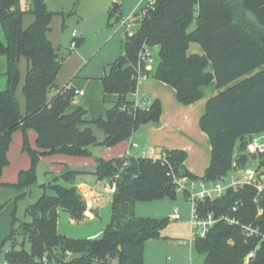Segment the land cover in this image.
Instances as JSON below:
<instances>
[{"label": "trees", "instance_id": "16d2710c", "mask_svg": "<svg viewBox=\"0 0 264 264\" xmlns=\"http://www.w3.org/2000/svg\"><path fill=\"white\" fill-rule=\"evenodd\" d=\"M117 13L118 9L111 10L109 19ZM26 14L33 21L23 27ZM55 15L46 9L45 0H29L27 11L21 9L19 0H0V57L4 59L5 78V88L0 91V179L9 164L7 152L17 130L22 135L21 150L30 160L29 168L18 173L15 183L0 180V211L13 196L16 202L36 185L41 157L60 154L91 158L99 180L111 182L119 175L114 180L110 219L97 240L71 239L58 233L60 210L73 221H81L87 210L84 198L73 185L79 172L66 170L49 185L52 194H42L26 209L31 221L20 223L18 235L27 240L29 250H24L22 242L21 249L15 251L13 214L10 234L0 249L11 240L4 254L8 264H32L43 256L62 264L66 252L74 256L66 264H143L144 243L161 238L169 218L137 217L134 206L164 198L175 200V184L168 176L171 171L177 177L197 179L184 166L186 153L163 150V159L103 160L93 152L128 141L141 118L159 124L158 100L146 110L127 100L136 92L139 55L147 48L154 60L151 69L142 65L141 72L173 88L181 105L194 104L202 96L200 87L215 84L217 91L206 100L198 120L210 145L209 163L201 179L213 183L226 176L234 162L244 165L249 137L264 133V0H155L145 15L132 19L137 25L135 33L126 32L123 55L100 78L103 93L117 95L116 102L105 105L104 117L91 121L85 120L82 107L67 112L74 96L72 89L64 88L69 100L62 96L64 89L54 92L63 65L58 48L48 39ZM191 43L198 44L203 54L188 55ZM21 60L26 63L22 82ZM208 65L209 72L205 70ZM20 83L23 109L16 97ZM91 126L102 131V140L96 139ZM28 130L35 133L34 148L29 145ZM59 180L69 186L58 184ZM6 191L13 195L3 196ZM255 195L250 188L230 190L221 199L201 203L199 209L201 213L219 215L241 202L233 215L264 233V216H256ZM255 244V239L245 241L238 227L217 224L192 248L203 257L202 264H241ZM251 264H264V244Z\"/></svg>", "mask_w": 264, "mask_h": 264}, {"label": "rangeland", "instance_id": "374dc122", "mask_svg": "<svg viewBox=\"0 0 264 264\" xmlns=\"http://www.w3.org/2000/svg\"><path fill=\"white\" fill-rule=\"evenodd\" d=\"M66 0H47V9L48 10H56L60 9L61 4L62 8L65 7ZM78 0H76L77 2ZM136 0H113L111 4V9H113L115 4H121L120 8H127L128 10L134 7ZM148 2V0H147ZM21 9L23 11H27V4L25 0H20ZM138 4V3H137ZM146 4V3H145ZM81 8L87 10L88 5L85 3L80 4ZM76 8V6H75ZM69 9H65L64 13L66 14L63 18L64 27L63 31L70 34L71 31H75V33H79V27L76 26V16L75 13H70L67 15ZM136 13H132V15H125L120 20V23L115 25H111L110 27H104L103 22H99V20H89L87 26V33L85 44L82 49L78 53V57L76 58L77 51L70 50L66 51L67 46L69 44L66 36H63V40L61 42L60 53L65 54L67 59L63 63V67L58 75L57 81H63L65 78H69V76L78 75V77L73 78L71 80V84L76 88H80L83 90L85 96L77 97L76 100L80 101L84 104L91 103V114L94 117L99 115L104 116V110L106 106L102 103H97L95 101L101 100L102 98V89L100 81L96 80L100 74L107 72V65L111 62H114L121 54L120 43L124 39V34L127 32L131 34L135 28L137 27L135 23L132 22L134 16L135 19H138L140 15V11L137 8ZM122 13V11H121ZM138 13V14H137ZM129 14V13H128ZM128 16V17H127ZM129 20V26L125 25L124 22ZM33 21V17L30 15H25L23 19V27H27ZM62 22V18H58L51 23L52 27V38L56 35H59L60 24ZM193 26L191 27V29ZM77 38V37H76ZM190 45H195L200 47L196 43H191ZM189 50V48H188ZM190 52V51H188ZM155 53V51H154ZM148 68H152L151 65H145ZM4 68V59L0 57V91L5 88V78L2 76ZM19 71L21 74V81L26 71V65L24 60L21 61L19 65ZM104 75V74H103ZM70 77V78H71ZM155 79L149 76H140L138 78L137 89L136 92L132 94L133 99L137 104L141 107H149V105L154 101V97L156 96L157 90L153 87V83H156ZM159 82V81H158ZM162 83V82H161ZM164 84V83H163ZM212 84V85H211ZM21 83L16 91V97L18 102L20 103L21 109L24 105L23 96L20 91ZM166 85V84H165ZM167 87H170L167 85ZM202 87H212V93L210 95L203 94L199 100H197L194 104L202 105L204 112V104L205 101L213 96L216 93V87L214 83H209ZM201 91V90H200ZM202 93V92H201ZM135 104V102H134ZM182 107H187L183 106ZM188 109V108H187ZM202 112V113H203ZM186 115H188L186 113ZM199 117H196L192 120V129L188 130L186 133V138L189 143L192 145L199 146V150L197 155L194 153L187 154L188 164L190 165L191 173L195 176H202V167L206 164V160L209 156V141L207 136L200 130L198 124ZM190 122V121H189ZM151 126H156L153 122H150ZM168 129L170 139L178 138V125H173L172 123H168ZM189 129V128H188ZM177 132V133H176ZM21 136L20 140L22 141V135L19 130L15 131L12 134V140L9 146V150L13 152L15 149V144L17 143V139L14 138V135ZM95 135L97 137L102 136V132L98 129L95 131ZM203 137V140L200 138ZM30 144V139L28 140ZM203 147V148H202ZM164 150H170L168 147L163 146ZM8 150V151H9ZM160 149H158L159 151ZM23 156H25L30 164L29 157L26 153L20 151ZM203 153V154H202ZM17 154V153H16ZM140 154V151H139ZM126 158V157H124ZM39 164V163H38ZM13 166V165H12ZM8 166L4 170L3 177L4 179L10 178L7 173ZM29 167H27L28 169ZM26 170V169H23ZM37 170V168H36ZM3 173V172H2ZM119 175H115L113 180L108 183L114 184V180L118 179ZM56 175H53L55 178ZM17 179V178H16ZM15 179V181H16ZM37 181H41L45 184V189L33 188L26 193V195L17 201L16 204L9 203L7 207H4L0 211V245L1 243L7 239L10 234L11 222H12V214L15 217V221L13 224L15 234L12 239V243L15 244V251H19L21 249V243L23 242L24 250H29V244L26 239L22 238V236L18 235V229L20 223L22 222H30L31 218L26 214V209L33 204L42 194L50 195L52 191L50 190L49 183L51 177L49 174H46L42 170H38L36 174ZM42 188V187H41ZM174 207L176 208L177 215L180 216V219L169 218V215L175 216ZM135 215L137 217L142 218H169V223L167 227L162 231L161 238L159 239H149L144 243V252H143V264H202L203 257L196 253L194 248L189 247L187 245L179 244L180 240L188 239L187 230V220L190 217V203L183 197V195L178 194L175 200H170L168 198H164L161 200H156L152 203L139 202L136 203ZM111 214V211H110ZM110 215L107 220L103 218L86 221L84 223L72 224L69 220V216L66 212L60 210L58 216V233L71 239H86L87 236L97 234V237H92L89 240H97L102 237L103 230L109 223ZM104 221V222H103ZM11 240H6L3 243L2 248L0 249V264H8L5 262L4 254L10 249ZM74 256L71 254L68 257H63L62 262L70 261ZM111 264H114L112 262Z\"/></svg>", "mask_w": 264, "mask_h": 264}, {"label": "crops", "instance_id": "0c3cea01", "mask_svg": "<svg viewBox=\"0 0 264 264\" xmlns=\"http://www.w3.org/2000/svg\"><path fill=\"white\" fill-rule=\"evenodd\" d=\"M25 1L27 4V9H29V0H25ZM112 2H113V0H78L77 2H76V0H66L65 1V3H66L65 7L66 8H62V4H61L60 9H56V10L51 11V10L47 9V0H45L46 9L49 12L57 13V15H55L53 17L52 21H54L58 18H62V22L60 24V29H59V35H56L55 37L52 38V27L50 24V32L48 33V39L52 42L54 47L58 48V54L63 58V63L67 59V56L65 54L60 53V48H59V47H61V42L63 40V36H66V38L69 42L66 51H70L69 45H70V42L72 41L71 33L75 32L73 30L70 32V34H68V33L63 31L64 21H63L62 16L66 15L64 13L65 9H69V11L67 12V15H69L71 12L75 13V16L77 19L76 26L79 27V33L78 34L76 33L77 38L74 39L77 42V47L74 49L75 51H77V53L75 55L77 58L79 51L82 49V47L85 44V39H86L85 35L87 33L86 29H87L89 20H92V21L99 20V22H103L104 27L108 28L113 24H115V25L119 24L120 20H122L123 19L122 17H124L125 15L130 16V15H132L133 12L135 14L136 13L135 11L137 8L141 12L147 4V0H136L134 7L133 8L131 7L129 10L127 8H125V9L122 8V10H121V8H120L121 4L120 5L117 4L118 5L117 6L118 13L115 14V16H113L111 19H109V17H108L109 12L111 10H113V9H111ZM81 3L87 4L88 9L87 10L80 9ZM19 4H20V0H19ZM75 6H76V8H75ZM20 7H21V4H20ZM121 11H122V13H121ZM26 15H29V14H26ZM116 17H119V21L117 23H115ZM132 19H135V17H133ZM132 19H130V20H132ZM128 22H129V20L124 22V24L129 26L130 24ZM136 29H137V27L135 28V30L131 34L135 33ZM125 34H124V39L120 43V50L122 51V54L120 56L123 55V43L125 40ZM188 51H190V52H188ZM188 51H187L188 55H191V54L202 55L203 54L201 48L197 47L195 45H189ZM21 61L19 62V65L21 64ZM24 63H25V60H24ZM111 63H109L107 65L106 74L109 71V65ZM25 65H26V63H25ZM62 67H63V65H62ZM205 70L207 72L211 71V66L208 65ZM59 73H58V75H59ZM103 74L106 75L105 72ZM103 74H100V76H98L95 79L100 81V78L104 76ZM58 75H57L56 82H55V89L56 90L54 92H57L58 90L64 89L65 87H68V89H72V91L74 93V96L71 98L70 107L67 111L68 113L72 112L77 107H82L86 111V115H85L86 121H91V120L97 119L99 117H104L101 115H99L97 117L92 116V114L90 113L91 112V103L90 104H84V103H81L79 100L78 101L76 100L77 97H84L85 96L82 89L76 88V87H74V85L71 84V80L73 78L78 77V75H74L72 77L69 76V78L67 77L63 81H57ZM155 82L156 83H153V87L157 90L158 94H156V96L154 97V100H158L161 104V115H160V119H159V124H157L156 126H151L150 122L141 123L139 125V127L137 128V130L132 134L131 138L128 141L121 142V143H119L115 146L109 147V148L95 149L93 153L95 156L100 157L103 160H111V159H115V158H124L126 151H129L131 157H140L142 151H146L149 148H155L157 150L158 149L164 150L163 146H165V147H168L169 149L171 148L170 150H181V151H184L186 153V159L184 161V166L191 173L192 168H190V165L188 164L187 154H189V153L194 154L195 153L196 156H198L197 152L199 150V146L198 145L194 146V145H192V143H189L187 138H186V133L188 130H191L193 127L192 126V120H194L196 117L200 118L202 116V114L204 113L203 112V106L198 104L196 107V104H192V105H189L187 107H182V105L176 99L175 91L173 88L167 87V85H165L161 82H158V81H155ZM211 83H214V82H211ZM19 89H21V87ZM101 89H102V87H101ZM200 90L202 92L201 93L202 95L203 94L210 95L212 93V87H200ZM80 91L82 92L81 95H79L77 93ZM63 92H67V90L64 89ZM117 98L118 97L115 94H104L102 91L101 100H98L95 102L99 103L101 101L100 103H102V105L104 104V105L110 106L111 104L116 102ZM127 100L132 102V103L136 102L133 99L132 94H129L127 96ZM23 102H24V99H23ZM205 103H206V101H205ZM19 105H20V103H19ZM22 107L24 108V105ZM204 107H205V104H204ZM186 113L188 115H186ZM104 115H105V110H104ZM168 123H172L173 125H178L179 128L177 129L178 130L177 140L176 139L173 140V139L169 138V135L167 134V133H169L168 132L169 129L167 127ZM91 129L93 131L94 136L96 137V139L98 141H100L104 138L103 133H102V136H99V137H97L95 135V131L98 130L97 128L91 126ZM27 137H28V140L30 139L29 145L32 148H34L35 138H36L35 133L32 130H28L27 131ZM14 138L17 139V143L15 144L16 147L13 150V152L9 149H8L9 151L7 152V159L9 161L8 166H11V167H9V169H7V171L9 172L7 174L9 175L10 178L6 177L4 179V177H3L4 170L6 168L5 167L2 171L3 173L1 174V179H0L1 182L5 183V184L15 183L17 181L16 178L18 177V173L23 169H27V167H29V165H30L28 163L27 159H25L26 157L23 156L22 153L20 152V151H22L21 150L22 141L20 140L21 136L19 137V135L15 134ZM200 138L203 140V137H200ZM11 140H12V138H11ZM133 143L136 144L137 147H135V148L132 147L131 144H133ZM10 148H11V146H10ZM139 151H140V154H139ZM209 157H210V145H209L208 159L206 160V164L202 167V170H201L202 176L199 177V176L194 175L197 179H201L203 177L204 171H205V169L209 163ZM94 167H95V164L91 158L56 154V155H50V156H43L39 159V164L37 165L36 174H37L38 170H42L46 174H49L51 177L49 185L52 184V181L56 177H59L66 170H74V171L79 172V174L74 179L73 185L76 188L78 194L84 198V200L86 202L87 210H86V213L84 215V218L81 221H73L69 218V220L72 224L84 223L86 221L96 220V219L100 218V216H101V219L103 218L104 220H107L109 215H110L112 196H113L114 192L105 191V189H109V187L111 186V183H108L106 180H99L94 175ZM53 175H56V177L53 178ZM15 179H16V181H15ZM57 183L65 186V187L69 186L68 183H65L62 180H59ZM42 186H45V184L41 181L38 182L36 179V185L33 188L42 189L41 188ZM33 188H31V189H33ZM2 194L5 197L6 196L10 197L13 195L11 193V191H6ZM14 198H15V196H13L11 198V200L4 207H7V205L9 203L16 204L17 201L14 202ZM152 202H155V201H152ZM152 202H145V203H152ZM134 208H135V206H134ZM174 212H175V214L177 213L175 207H174ZM134 213H135V211H134ZM168 217L174 218V216H172V215H169ZM188 220H189V218H188ZM57 231H58V225H57ZM92 237H97V234L87 236L86 239H90Z\"/></svg>", "mask_w": 264, "mask_h": 264}, {"label": "built area", "instance_id": "2783aa9c", "mask_svg": "<svg viewBox=\"0 0 264 264\" xmlns=\"http://www.w3.org/2000/svg\"><path fill=\"white\" fill-rule=\"evenodd\" d=\"M155 0H148L145 8L140 12L138 19L145 15L146 11L150 9ZM128 26V25H127ZM72 41L70 42L69 49L74 50L77 47L76 33H71ZM152 53L145 48L139 55L138 71L140 76L146 77L140 70L142 65H151L153 63ZM79 95L82 92H77ZM135 107L146 110L148 107H141L135 102ZM132 147H137L136 144H131ZM245 154L247 155V162L244 165H237L235 162L232 164V170L226 175L219 178L213 183H207L202 179H190L188 177H177L171 171L168 176L171 177L172 182L175 184L176 193L184 195L183 197L190 203V217L187 221L188 239L179 241L181 245L193 247V244L198 239H204L209 231L217 224H222L230 227H238L243 234L245 241L255 239L256 244L254 247L242 258L241 264H251L255 259L256 254L260 251L264 244V233L251 224H244L237 219L233 213H236L241 206V202H235L227 213L219 215L213 212L201 213L199 206L206 201H216L221 199L227 191H236L242 188L253 189L256 193L253 203L256 207V216H264V206L262 200L264 199V133L252 135L249 137ZM165 156L163 150L149 148L141 152L142 158L152 160L163 159ZM126 158H130L129 151L125 153ZM115 190V183L111 184L109 189L105 191ZM179 215L175 214L173 219H179ZM71 253L66 252L65 257L70 256ZM63 261L62 264H66ZM32 264H59L53 259L46 256L35 259Z\"/></svg>", "mask_w": 264, "mask_h": 264}, {"label": "water", "instance_id": "95a60500", "mask_svg": "<svg viewBox=\"0 0 264 264\" xmlns=\"http://www.w3.org/2000/svg\"><path fill=\"white\" fill-rule=\"evenodd\" d=\"M117 6H118L117 4L114 5V7H113L114 11L117 9ZM194 16H196V13H194ZM118 21H119V17H116L115 23H117ZM62 96L64 97L65 100H69V93L68 92H63ZM140 121H141V123H144V122H146V119L145 118H141Z\"/></svg>", "mask_w": 264, "mask_h": 264}]
</instances>
